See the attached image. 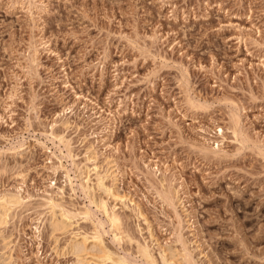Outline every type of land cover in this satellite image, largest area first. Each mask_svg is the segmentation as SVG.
<instances>
[{
    "label": "rangeland",
    "instance_id": "obj_1",
    "mask_svg": "<svg viewBox=\"0 0 264 264\" xmlns=\"http://www.w3.org/2000/svg\"><path fill=\"white\" fill-rule=\"evenodd\" d=\"M12 194L0 264H264V0H0Z\"/></svg>",
    "mask_w": 264,
    "mask_h": 264
},
{
    "label": "bare ground",
    "instance_id": "obj_2",
    "mask_svg": "<svg viewBox=\"0 0 264 264\" xmlns=\"http://www.w3.org/2000/svg\"><path fill=\"white\" fill-rule=\"evenodd\" d=\"M98 180H99L98 181L99 182V186H101L107 193H109L110 195H112L114 197L118 196V195H116V192H113V189L111 187H109V186H107L105 184L104 176H99ZM18 202H19L18 201V197L14 196L13 194L10 195V196L7 195L6 198L2 199L0 201V218H2L4 215H7L9 213V211L11 210V208ZM98 206L100 207V209L103 212V214H105V216L107 218V221L111 224L112 229H113V231L115 233V237H117V236L119 237L120 234L124 233V230H122V222L120 221V218L118 217V213H116L114 211V209L110 211L109 208H108L107 202L105 200H100V202L98 203ZM66 214H62L63 217L69 218L68 217L69 213H66ZM63 217H55V218H53L52 226H53L54 230L59 231V230H63L66 227V223H65ZM102 223H103V221H102ZM151 236H152V238L154 237L153 233L151 234ZM86 238L83 241H80V242L76 241L74 244H72L71 247H72L73 251L77 255L78 254L82 255L87 250L86 241H88V240ZM99 239H100V241L102 239V237L100 235L95 236V241L96 240L99 241ZM100 241H99V243H100ZM96 249H98V248L96 247ZM138 251L137 252L140 253L143 258H145L146 262L154 263V261H156V260H154V257H153V255L151 253L152 251L150 250L148 245L138 244ZM179 252H180V250H179ZM95 255L97 257V261H93L94 263H92V264H104V262H107V261H113V262H115V264H128V262L125 259V257L115 258L114 254L111 251H109L106 247L103 246L102 241H101V245L99 246V251L97 250L95 252ZM182 258L184 259L185 263L183 261L181 264H193V261H192L190 255L186 251H184V253H182ZM80 260H79V262H80ZM164 260L168 264H173L172 261H170L172 259H170V260L168 259L167 260L164 257Z\"/></svg>",
    "mask_w": 264,
    "mask_h": 264
}]
</instances>
